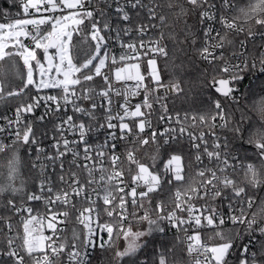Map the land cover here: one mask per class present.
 I'll return each mask as SVG.
<instances>
[{
  "label": "snow or ice",
  "instance_id": "snow-or-ice-1",
  "mask_svg": "<svg viewBox=\"0 0 264 264\" xmlns=\"http://www.w3.org/2000/svg\"><path fill=\"white\" fill-rule=\"evenodd\" d=\"M101 2L104 8L93 5L92 0H9L10 7L17 9L15 16L0 8V62H11L15 76L21 80L19 86L8 91L0 80V102L27 96L29 90L34 93L27 102L14 108L13 117L0 116V155L6 161L0 165L6 169L0 195L14 198L24 193L28 202L45 201L49 212L47 229L52 233L44 234V218L32 215L31 207L23 204L18 207L15 199H8V206L17 214L26 213L28 219L23 222L20 250L8 238L6 247L0 250V264H58L65 252L69 264H91L90 257L97 249L101 252L114 249L115 264H183V260L176 258L175 246L168 239L173 230L185 234L190 264H264V79H261L264 51L256 55L249 48V42L255 45L257 36L253 25L264 29V0H247L242 5L236 0H166V4L160 0ZM165 7L175 10L177 20L196 16L195 28L185 24L184 39L179 43L195 49L209 67L218 66L219 74L207 78V86L214 89L218 98H209L214 108L210 117L195 114L189 117L186 113L183 121L191 120L186 127L177 113L175 121L179 126L158 132L146 118L153 107L150 97L156 102L164 99L154 95L161 88L177 94L183 91L179 81L166 85L161 79L157 57L170 58L168 46L162 43L164 32L144 39L157 23L161 27L168 24ZM108 8L110 12L106 11ZM142 13H146V21L141 20ZM42 26L47 28L42 30ZM82 26L89 28L87 35L93 42V50L82 61H74L73 35L82 32ZM259 35L264 39V31ZM112 44L122 50L118 57L110 51ZM37 50H42V58H38ZM17 60L22 65L17 66ZM141 61L146 64L147 82ZM21 67L26 69L23 75ZM112 67L117 82L135 81L126 92L115 90V95L124 96L120 105L123 115H112L113 89L109 75L102 71ZM253 76L258 83L252 81ZM95 77H101L106 85L97 93L107 102L103 122L96 110L104 108V104L93 99L94 89L85 87ZM246 79L249 84L244 87V94L258 98L253 104L260 115L259 124L244 111L239 116L232 114L228 104L222 103L223 100L239 105L241 86ZM53 89L62 94H40ZM141 92V102L130 108L128 96H139ZM69 106L71 115L67 114ZM161 107L167 113V105ZM41 108L44 111L38 115ZM144 108L149 112L143 111ZM49 116H55L56 121L55 134L51 137L52 152L41 147L34 127ZM129 119L131 123L126 122ZM167 119L172 121L171 116ZM197 121L208 126L211 146L204 131L189 130L197 127ZM216 128L228 130L232 139L217 135L213 131ZM146 129L151 130L148 135H144ZM99 132L104 133L103 141L93 143ZM158 137L163 138L162 143ZM185 138L196 164L194 170L193 161L187 160L180 148ZM121 142L138 145L125 149L130 184L125 181L124 161L117 154ZM145 146H155L150 164L136 156V151ZM22 149L29 156L35 150L32 167L40 172L35 192L27 191L21 179ZM105 157L111 170L105 166ZM49 166L52 172L59 168L58 180L68 185L66 189H54ZM73 166L86 170V184L72 171ZM95 173H99L98 178ZM165 185L175 186L172 207L162 201L152 207L150 194L161 191ZM89 186H93L91 192L97 200L102 199V209L95 207ZM82 196L89 205L77 209V220L84 231L82 237L74 235L69 250L66 242L57 243L61 239L57 233L64 231L57 225L67 220L69 211L52 209L57 204L76 209L74 199ZM196 201L202 203L197 205ZM129 204L134 209L131 214ZM135 209L143 210L142 214ZM100 211L107 215L108 221H100ZM130 215L136 223L146 226L134 230ZM7 227L11 231L10 222ZM206 227L213 229L216 243L202 240L201 229ZM245 236L247 243H243ZM121 239L124 246L118 248Z\"/></svg>",
  "mask_w": 264,
  "mask_h": 264
},
{
  "label": "trees",
  "instance_id": "trees-1",
  "mask_svg": "<svg viewBox=\"0 0 264 264\" xmlns=\"http://www.w3.org/2000/svg\"><path fill=\"white\" fill-rule=\"evenodd\" d=\"M161 3L166 4V0H160ZM238 4H245L247 0H236ZM0 8L8 9L13 16H15L17 9L11 8L9 4V0H0ZM165 14L168 16V24L163 26V31L165 34L164 42L168 46L170 51L169 59H161L158 61L159 70L161 74V79L164 84H171L179 81L182 92L179 94L176 93L175 96L170 97L167 100V112L172 113H187L189 115H204L205 117H210L214 113V108L212 105L211 98H218V95L214 92V89L207 86L208 76L211 74H219L218 66L217 68H211L208 65H205L195 49L190 48L187 44H180L179 42L184 39V30L185 24L190 27L195 28L196 26V16L194 14L189 15L188 17L181 18L177 20L175 18V10H168L165 7ZM234 14V13H233ZM87 24V21H86ZM83 31L80 33H74L72 40V54L74 57V61H82L86 58V54H91L93 50V42L90 37L87 35L89 28L82 26ZM253 30L258 32L262 30L259 26L253 25ZM243 37H239L238 39H242ZM183 48V52L180 49ZM250 50L259 55L260 52L264 51V39L255 40V45L250 41L249 42ZM43 53L39 52L40 58H42ZM17 66L22 65V61H15ZM20 72L23 75L26 72V69L23 67L20 68ZM264 79V77H261ZM0 80H3L5 84V90H11V88L19 86L21 84V80L15 76V73L11 67V62H0ZM258 83V81H254ZM34 93L29 90L28 95L22 98H12L6 100L4 102H0V108L5 106L16 107L18 104L22 102H26L31 95ZM258 99L257 97H251L245 94V101L242 105H232L230 101H223L222 103L228 104V110L239 116L240 111H244L247 116L251 117L253 122L259 124L260 115L255 110V106L253 101ZM247 105V107H244ZM162 112V109L161 111ZM224 134L228 135L230 139H232L231 133L228 130H224ZM154 147L145 146L141 150V162L143 163H151L149 157L152 155L154 151ZM180 148L183 150L186 159L193 161V170L196 165L194 163V157L192 153L188 151L187 144H180ZM234 153L235 150H234ZM237 154V153H236ZM22 158V166L21 179L25 181V188L27 191L32 192L34 186L36 184V172L32 167L33 159L29 156L23 149L20 152ZM241 159L243 157L241 156ZM5 158L3 155H0V165L5 164ZM160 161L158 160L156 163V168L159 169ZM191 174V173H190ZM6 175V169L0 166V183L4 182V178ZM242 177V173H240ZM19 184V180L17 181ZM175 191V186L165 185L163 189L157 193H154L152 198V207H155V204L158 201H162L165 204L172 205L173 201V193ZM264 195V193H262ZM6 198H13L8 194L1 195ZM26 198L24 193H21L19 196L14 198ZM166 201V202H165ZM4 204V201H2ZM147 202H145V208H148ZM141 209L137 212L142 214ZM146 225L134 223L132 225L133 229H143ZM210 235V234H209ZM211 238H208L210 241H216L214 238V233H212ZM168 239L172 245L175 246L176 258L183 260V264H190V261L185 255L182 237L179 235L169 234ZM119 248V243L116 245ZM114 249H106L101 252L99 249L96 250L94 256L92 257L91 264H115L114 260ZM7 264V262H6ZM58 264H62V261H58Z\"/></svg>",
  "mask_w": 264,
  "mask_h": 264
},
{
  "label": "built area",
  "instance_id": "built-area-1",
  "mask_svg": "<svg viewBox=\"0 0 264 264\" xmlns=\"http://www.w3.org/2000/svg\"><path fill=\"white\" fill-rule=\"evenodd\" d=\"M92 3H93V5H98L100 8H104V4L101 2V0H92ZM109 4H111V0H109ZM106 11L110 12L111 9L108 8V9H106ZM230 14H233V13H230ZM141 20L146 21V13H142ZM46 28H47V26H42V30L46 29ZM161 31H163V27H161L157 23V27L155 29H149L148 34L144 37V39L147 40L149 38V36L158 37L159 33ZM262 31H264V29L257 32V36H256L255 40L262 39L259 35V33ZM241 37H243V36H241ZM26 43H28V41H26ZM162 43L165 44L164 40L162 41ZM50 51L54 52V50H50ZM110 51L116 53L117 57L122 52V50L118 46H116L115 44L110 45ZM39 52H42V50H37L38 58H40ZM161 59H163V57H157V61H159ZM201 61L205 65H208L205 61H203V60H201ZM133 62H135V61H133ZM117 66H119V64ZM102 71L105 74L109 75L110 82H111L112 89H113V91L110 93V98L112 100V115L113 116H115L117 114L123 115V110L120 107V105L124 101V96L115 95V90L119 89L121 92H126V90L129 87L134 86L135 81H128L126 83L123 81L117 82L115 80V77H114L115 67H112L111 70L109 68H105ZM141 71L143 73H145V75H146V81L145 82H147L146 64L143 61H141ZM251 79H252V81L256 80L255 76L251 77ZM248 84H249V80L246 79L244 81V85L241 86L240 104L239 105H242L245 101L244 87L247 86ZM85 87H91L92 89H94L95 91L92 93L93 99L96 102H98L99 104H104V108L98 107L96 110V115L100 118L101 122H103L104 117H105V108L107 107V102L104 101L100 96H98L97 93L106 87L104 81L102 80L101 77H95L94 80L92 82H89L88 84H86ZM40 94L41 95H45V94L61 95L62 93H60V91L57 89H53V90H44ZM78 95H79V86H78ZM154 95H160V96L165 97V98L162 99L160 102H156L155 100H153L150 97V102H152L153 107L150 110L151 114L148 115L146 118L151 121L152 128L159 132L166 127H178L179 125H177L176 121H175V117H176V114L178 112H176V113H172V112L165 113L161 107L162 104L167 105V100L170 97L175 96L176 93L173 92L171 89H168L166 91L165 89L161 88L159 93L154 94ZM142 97H143L142 92H141V95H139V96H135V97L128 96L129 107L132 108V107H134V105L136 103H140L142 100ZM87 104H88V102L85 101L84 105L87 106ZM14 108L15 107H11V106H5V107L0 108V116L7 114L9 117H13ZM161 109H162V112H159V111H161ZM142 110L145 111L146 113L149 112V110L146 108H144ZM43 111H44V109L41 108L38 110L37 114L39 115ZM67 114H69V115L73 114L72 110H71V106H69ZM179 114H180L181 120L183 121V117L186 113L183 112V113H179ZM60 115H63V113H61ZM161 116H164L165 119L161 120L160 119ZM168 116L172 117L171 122L168 121V119H167ZM188 116L191 117V115H189V114H188ZM54 122H56L55 116H49V118L44 123H35L34 124V127L36 129V137L38 138V140L41 141V147L46 148L48 150V152L53 151L51 148V145L53 143V140L51 139V137H52V135L55 134L54 130H53ZM115 122L116 121L113 120V123H115ZM126 122L131 123V119L126 120ZM183 122H184L186 127H188L191 124L190 119L188 121H183ZM0 123H2V121H0ZM189 130L197 132V133L201 130L204 131L206 134V138L209 140V145L211 146L212 136H211V133L209 132V128L207 125H201V124H199V121H197V127L195 129L189 128ZM150 131H151L150 129H146V132L144 133V135H148ZM213 131H215L217 135H220V136L225 135L224 130H221L220 128H216ZM45 133H47V135H44ZM103 139H104V133L99 132L96 134V137L94 138V140L92 142L93 143L101 142V141H103ZM158 140L161 143L163 142V138H161V137H158ZM182 143L187 144L189 147V143H188L186 138L182 140L181 144ZM137 147H138V145H132L130 142H127V143L121 142L118 144V148H117V154L120 155L121 160L124 161L123 167L126 170L125 171V181H126V183H129V184L131 183V181H130V174L127 172V169L129 166H128L127 161L125 160V155H126L125 149L126 148H137ZM141 149L142 148H139V150L136 151V156L140 160H141L140 155H141V151H142ZM210 150H211V148H210ZM234 154H236V153H234ZM31 157L34 160V158H35V150L34 149L32 151ZM41 159H43V157H41ZM68 159H71V158L69 157ZM104 162H105V166L108 167L109 170H111V167L108 163L107 157L104 158ZM45 163H47V162L45 161ZM205 163H207V159H205ZM65 167H66V169L68 168L67 160L65 161ZM132 167L134 169L135 166H132ZM34 170H35L36 175H37V178H36L37 180H36V184H35L32 192L37 191V183H38V179L40 178V172L38 171V169L34 168ZM72 171L77 172V175L79 176L81 183H85V184L87 183L88 177H87L86 170L76 169L73 166ZM48 174L51 176L53 187L57 191H59L61 189H66L68 187L67 184H61L59 182V180H58L59 168L58 167L56 169V172H52L51 167L49 166ZM64 175H65V180L67 181L69 179L68 172L66 171L64 173ZM94 175H96L98 178L99 173H95ZM91 187H93V186H89V194L91 195V198L93 200H96L95 207L97 208V210H100L103 207L102 199L97 200L96 194L94 192H91ZM139 190L140 189H138V191ZM153 194H150V195L152 196ZM173 198H174V196H173ZM8 199H15L18 207L21 206L22 204L27 206V207H31L33 209L32 215H36L38 217L44 218V234L45 235H52L51 231L49 229H47V217L49 216V212H48V205L46 204L45 201L28 202L26 200V198H21V197H19V198H9V197L6 198V197L0 195V250L4 249L6 247V241L8 238H12L14 240V245L17 247V250L18 251L20 250V246L22 244L23 235H24V233H23V222H24V220L28 219L27 214L24 212H20L19 214L15 213L8 206V203H7ZM2 201H4V204H2L3 203ZM74 202L76 204V209H72L70 206L67 209H65L62 205H59V204L55 205L52 209L53 211H64V210L69 211V217L67 218V220L63 224L57 225L58 229L59 228L64 229V231L62 233H60V232L57 233V235H59L61 237V239L58 240L57 243L66 242L69 246V250H70L71 244L73 243L74 235L82 237L83 231H84L82 228V225L77 220V215H78L77 209H82L84 207L89 206L88 201H86L83 198V196L80 198H75ZM196 203H197V205H199L200 203H202V201H196ZM165 205L167 207H172V205H168V202ZM135 210L138 211L139 209H135ZM133 211H134L133 207L131 206V204H129V206H128L129 214H131ZM225 211H226V209H225ZM108 219L109 218L107 217V215L103 211H100V221L105 222V221H108ZM129 219H130V221H132V225L134 223H136L131 215L129 216ZM8 222L11 223V231H9V229L7 227ZM37 227H39V225H37ZM227 227H231V225H228ZM190 232H191V230H190ZM212 233H214V232H213V229L211 227L202 228L201 229L202 240L208 244L216 243L217 241L214 242V241H210L208 239V238H211L210 236H212ZM169 234L179 235L182 237L183 248H184L185 255L187 257L186 250H185V234L182 232L179 234H176L174 232V230L170 231ZM105 239H107L106 234H105ZM247 242H248V238L245 236L243 238V243H247ZM76 243L79 244V241H76ZM95 252L92 253V255L90 257V261L92 260V257L94 256ZM60 260L62 261V264H69V262L67 260V252H65L61 256ZM188 260H189V258H188Z\"/></svg>",
  "mask_w": 264,
  "mask_h": 264
},
{
  "label": "rangeland",
  "instance_id": "rangeland-1",
  "mask_svg": "<svg viewBox=\"0 0 264 264\" xmlns=\"http://www.w3.org/2000/svg\"><path fill=\"white\" fill-rule=\"evenodd\" d=\"M50 52H52V51H50ZM158 67H159V64H158ZM118 243H119V248H122L124 246V241L122 239L120 241H118Z\"/></svg>",
  "mask_w": 264,
  "mask_h": 264
},
{
  "label": "water",
  "instance_id": "water-1",
  "mask_svg": "<svg viewBox=\"0 0 264 264\" xmlns=\"http://www.w3.org/2000/svg\"><path fill=\"white\" fill-rule=\"evenodd\" d=\"M51 50V49H50ZM218 95V94H217Z\"/></svg>",
  "mask_w": 264,
  "mask_h": 264
}]
</instances>
